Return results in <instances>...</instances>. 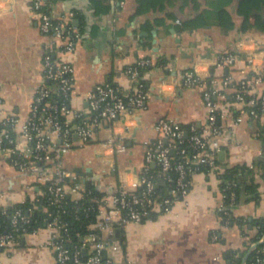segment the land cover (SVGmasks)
I'll use <instances>...</instances> for the list:
<instances>
[{
	"label": "crops",
	"instance_id": "obj_1",
	"mask_svg": "<svg viewBox=\"0 0 264 264\" xmlns=\"http://www.w3.org/2000/svg\"><path fill=\"white\" fill-rule=\"evenodd\" d=\"M181 1L175 0L173 7L166 3L164 10L144 15L137 14L139 0H57L51 6L55 19L70 12L80 16L74 19L83 35L77 51L58 54L75 67L70 103L73 110L86 113L87 96L100 85L115 84L124 95L132 94L135 82L126 75L127 68L142 59L154 61L144 72L148 93L145 108L105 124L94 142L74 146L65 157L67 171L76 173V169L83 168L92 172V187L82 177L88 189L103 195L113 194L121 185L134 189L145 164L144 143L157 138L154 126L160 120L172 119L185 126L207 124L209 111L203 91L183 85L184 71L192 70L208 83L210 79H225L228 68L233 82L261 74L262 82L255 92L264 93V33L244 34L239 30L243 22L237 12L239 0H230L226 5L224 0H204V5L213 11L227 8L236 23L231 31L219 26L216 13L208 26L194 32L181 33L173 27L156 25L155 20L167 11L178 12ZM195 14L187 9L182 17ZM51 40L39 28L32 0H0V96L4 102L0 115L24 118L37 92L50 85L43 78V57ZM230 54L235 56L233 64L220 66L221 60ZM218 102L224 111L220 123L226 135L221 151L225 155H218L217 168L195 174L188 196L169 211L118 230L120 235L116 233L107 252L116 264H232L247 247L246 256L252 251V227L230 226L223 221L221 209L226 204L222 176L229 168L238 166L258 170V162L264 158V126L250 116L243 104L226 99ZM111 136L117 138L119 146L104 149L103 144ZM261 174L259 171L257 175L259 203L245 196L231 212L242 224L264 219ZM46 192V185L37 184L31 174L19 171L0 156L2 209L10 210L26 202L33 204ZM40 208L42 212V204ZM52 234L51 229L43 228L19 237L1 253L0 263L56 264L54 252L45 247Z\"/></svg>",
	"mask_w": 264,
	"mask_h": 264
},
{
	"label": "built area",
	"instance_id": "obj_2",
	"mask_svg": "<svg viewBox=\"0 0 264 264\" xmlns=\"http://www.w3.org/2000/svg\"><path fill=\"white\" fill-rule=\"evenodd\" d=\"M44 4V0H32L41 32L52 38L43 57V78L50 85L37 92L24 118L16 114L0 115V156L19 171L31 174L37 184L46 185L47 192L43 198L35 199L28 211L16 206L9 215L11 229L7 231L3 228V217L8 215V210L0 207V255L19 237L49 228L53 234L45 247L54 252L56 264H116L107 252L115 242L118 230L131 224H142L156 213L169 211L188 196L195 174L217 168L226 135L220 125L224 111L218 100L226 99L224 90L233 84V80L228 76L208 83L196 72L184 71L183 85L203 91L209 111L207 124L184 128L172 119L156 123L157 138L144 143L145 164L135 188L130 190L121 185L113 194L97 198L98 207L85 210L87 215L97 214V220L91 226L92 233H77L79 242L73 243L69 222L60 219L65 213V200L70 197L78 203L85 195H92V191L86 187L82 176L66 170L64 159L74 146L94 142L98 130L105 124L145 108L148 93L143 70L150 69L154 61L142 59L127 68L126 75L135 82L132 94L124 95L122 88L115 84L100 85L87 96L89 109L86 113L73 110L70 103L76 80L75 67L58 54H74L83 35L73 23L75 12L55 19L52 14L42 11ZM176 23L181 25L180 20ZM234 60L235 56L230 54L219 65L230 66ZM261 82V74H256L251 81H242L235 101L247 107L250 116L264 126V93L255 92ZM3 105L0 96V112ZM112 146H119L115 136L103 144L104 149ZM225 192L227 189L223 190L224 200L229 198L230 205L229 209L224 206L221 211L228 217L236 204V193L231 191L227 195ZM45 202L47 206L42 209L46 214L45 226L31 230L33 214L39 212L40 203ZM256 245H251L253 252L258 249ZM258 254H264V250ZM254 264H264V259L258 256Z\"/></svg>",
	"mask_w": 264,
	"mask_h": 264
},
{
	"label": "trees",
	"instance_id": "obj_3",
	"mask_svg": "<svg viewBox=\"0 0 264 264\" xmlns=\"http://www.w3.org/2000/svg\"><path fill=\"white\" fill-rule=\"evenodd\" d=\"M175 0H139L138 2V15L148 14L152 11L164 10L166 7V3H169L171 7L175 5ZM230 0H224L225 5ZM57 0H49L45 2L42 11L45 13H51V6L56 3ZM177 5V4H176ZM178 12L175 10L167 11L164 17L158 18L155 20L156 25L164 26V27H173L176 28L178 32H194L199 29L205 28L208 26L209 20H211L213 13L217 14V19L219 26L231 31L236 27V23L234 21L233 15L227 10L226 7H222L217 11H213L210 8H207L204 5V0H182L180 5L178 6ZM187 9L194 11L196 14L193 17L185 18L182 17L183 13L187 11ZM238 14L243 18L242 25L240 26L239 30L242 33H248L250 31H256L259 33H264V0H239L238 5ZM79 15L76 13V18L79 19ZM180 20L181 25H177L176 22ZM74 23V22H73ZM163 63L160 62V64ZM144 69L143 72H145ZM225 77L230 75V69L226 70ZM253 76L248 77L247 81L253 80ZM212 80V79H210ZM241 81L233 82V84L224 90L226 94V101L231 100V102L235 101V96L239 92L241 85ZM221 125V123H220ZM184 128H189V126L183 125ZM180 158V156H178ZM258 170L257 168H251L249 166H238L229 168L222 176L223 179V190L227 189L225 194L229 195L231 191L236 193V204L237 206L243 197L247 196V198L252 197L256 202L259 203L260 201V184L257 182V175H259V171L262 172L261 177L264 178V158L258 162ZM260 167V168H259ZM236 185V186H235ZM92 191V195H85L81 201L78 203L73 201L72 198L68 197L64 203V214L60 215V219L66 222H69L72 228L73 234V243L79 242V238L75 235L80 233L81 235H87L92 233L91 226L97 220V214L90 213L87 215L85 210L91 208L98 207V199L103 197L104 195L95 191L93 189H89ZM98 198V199H97ZM42 204V208L47 206V203H40ZM226 207L228 208L230 205V199L227 198L225 200ZM32 204L30 202H26L19 207L28 211ZM234 206V207H235ZM229 209V208H228ZM14 208L8 210V215L3 217L5 224L3 228L7 231L10 230L11 227L9 226L10 218L9 215L12 214ZM51 211L55 213V209L51 208ZM223 217V221L225 224L230 226L239 224V225H249L251 226L252 230L255 231L254 235L251 237L250 242H254L257 244L261 243V240L264 239V219H256L253 222H245L242 224V221H239L233 213L230 216H225L224 212L221 213ZM46 214L43 212H37L33 214V221L31 224L30 229L37 228L39 225L45 226V219ZM247 247V246H246ZM264 250V243L258 246V249L249 256L247 264H254L257 260V257L260 256L264 259V254H258V251ZM248 252V247L240 254H237L234 259L232 257V264H243V259ZM236 254V253H235Z\"/></svg>",
	"mask_w": 264,
	"mask_h": 264
},
{
	"label": "water",
	"instance_id": "obj_4",
	"mask_svg": "<svg viewBox=\"0 0 264 264\" xmlns=\"http://www.w3.org/2000/svg\"><path fill=\"white\" fill-rule=\"evenodd\" d=\"M45 2H48L49 0H44ZM76 23H78V21H76ZM172 32L175 34L176 31L172 30ZM220 157H223L225 155V152H220ZM75 172L77 174H79L80 176L84 177L86 179V184L88 187H92L93 186V182L90 180V178L93 176L92 172L90 171H84L83 168H78L75 170ZM89 178V179H88ZM118 235H120V231L117 232ZM264 240L260 243L257 244L255 247H258L259 245L263 244ZM254 251V248L252 249V251L245 257V264H247V261L249 259V256L252 254V252Z\"/></svg>",
	"mask_w": 264,
	"mask_h": 264
}]
</instances>
